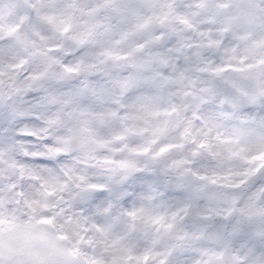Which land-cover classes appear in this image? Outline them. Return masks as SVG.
I'll use <instances>...</instances> for the list:
<instances>
[{
  "label": "clouds",
  "instance_id": "9594fccd",
  "mask_svg": "<svg viewBox=\"0 0 264 264\" xmlns=\"http://www.w3.org/2000/svg\"><path fill=\"white\" fill-rule=\"evenodd\" d=\"M0 264H264V0H0Z\"/></svg>",
  "mask_w": 264,
  "mask_h": 264
}]
</instances>
